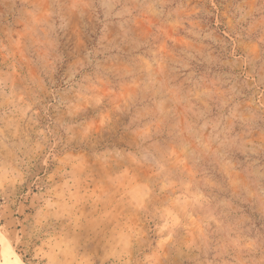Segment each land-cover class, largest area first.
<instances>
[{"label":"rangeland","instance_id":"1","mask_svg":"<svg viewBox=\"0 0 264 264\" xmlns=\"http://www.w3.org/2000/svg\"><path fill=\"white\" fill-rule=\"evenodd\" d=\"M5 249L264 264V0H0Z\"/></svg>","mask_w":264,"mask_h":264},{"label":"bare ground","instance_id":"2","mask_svg":"<svg viewBox=\"0 0 264 264\" xmlns=\"http://www.w3.org/2000/svg\"><path fill=\"white\" fill-rule=\"evenodd\" d=\"M4 258H5V264H24L20 259L16 258L13 260L11 258V253H9V251H7L6 249L4 251Z\"/></svg>","mask_w":264,"mask_h":264}]
</instances>
